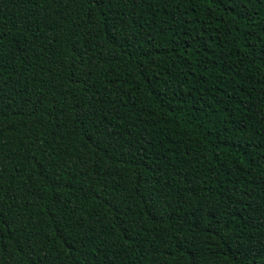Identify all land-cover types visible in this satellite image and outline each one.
Returning a JSON list of instances; mask_svg holds the SVG:
<instances>
[{
  "label": "trees",
  "instance_id": "1",
  "mask_svg": "<svg viewBox=\"0 0 264 264\" xmlns=\"http://www.w3.org/2000/svg\"><path fill=\"white\" fill-rule=\"evenodd\" d=\"M0 264H264V0H0Z\"/></svg>",
  "mask_w": 264,
  "mask_h": 264
}]
</instances>
